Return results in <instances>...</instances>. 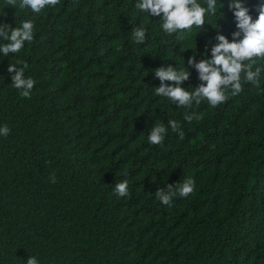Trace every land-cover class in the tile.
Segmentation results:
<instances>
[{"label":"trees","instance_id":"16d2710c","mask_svg":"<svg viewBox=\"0 0 264 264\" xmlns=\"http://www.w3.org/2000/svg\"><path fill=\"white\" fill-rule=\"evenodd\" d=\"M136 2L59 0L36 14L0 0V22L34 24L31 43L0 54V127L11 130L0 135V264L29 255L39 264H264V71L259 87L242 73L243 91L216 107L154 95L153 72L168 64L190 70L183 87L193 91L200 81L187 59L210 58L217 32L231 41L235 21L217 0L204 30L177 40ZM258 2L245 0L253 19ZM136 27L147 30L143 44ZM17 61L35 81L30 98L11 84ZM159 124L168 131L152 145ZM186 178L195 181L188 197L156 198ZM123 180L128 195L118 198Z\"/></svg>","mask_w":264,"mask_h":264},{"label":"clouds","instance_id":"9594fccd","mask_svg":"<svg viewBox=\"0 0 264 264\" xmlns=\"http://www.w3.org/2000/svg\"><path fill=\"white\" fill-rule=\"evenodd\" d=\"M58 3L59 0H6L5 6H12L15 9L30 8L33 13L39 14L46 6H56ZM135 7L141 12L160 17L162 21L160 26L164 33L177 34V40L183 39V33L190 32L194 26L204 30L206 14L209 16L217 14V0H206V7L201 6L198 0H137ZM227 8L235 21L236 30L232 32V40L230 41L227 36L218 31L214 37L216 43L210 49V58L197 61L194 54L187 59V65L198 73L200 81L198 86H195L191 92L183 87L184 82L189 80L190 70H178L171 64L161 65L153 72L155 78L160 81L159 86L154 88V95L166 97L178 107L191 108L193 102L199 104L204 99L210 106L216 107L228 99L226 93L229 90L232 96L243 91L242 73L245 82L259 87L260 74L264 68L256 67L253 70V65L256 63V58L264 60V0H259L255 6V11L258 13L255 19L245 0H228ZM146 32L147 30L143 27L133 28L134 42L143 44L146 40ZM0 40L7 41L0 43V54L4 57H8L10 53H19L25 42L31 43L34 40L33 22L24 20L18 27H13L7 22H0ZM20 63V61H17V64L9 63L7 71L11 74L12 86L20 92L22 97L30 98L35 81L25 77L24 73L28 65L24 63L18 67ZM184 119L191 122L201 117L195 113L186 112ZM168 127L178 133L181 139L184 138V132L180 130L177 121L169 120ZM10 131L7 125L0 127V135L6 137ZM167 131L168 128L164 124L154 126L148 135L149 143L162 145ZM50 180L55 183V176L50 177ZM194 186L195 181L192 178L184 179L175 187L169 183L166 191L156 190V198L162 204L171 206L174 197L177 195L188 197L193 193ZM113 193L118 198L127 196V180L117 182ZM25 264H39V261L36 256L29 255Z\"/></svg>","mask_w":264,"mask_h":264}]
</instances>
